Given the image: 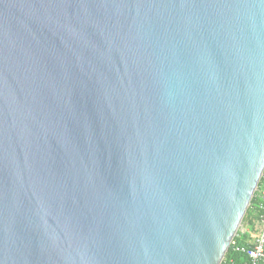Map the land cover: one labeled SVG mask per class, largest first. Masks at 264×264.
<instances>
[{"label":"water","instance_id":"1","mask_svg":"<svg viewBox=\"0 0 264 264\" xmlns=\"http://www.w3.org/2000/svg\"><path fill=\"white\" fill-rule=\"evenodd\" d=\"M264 172V0H0V264H222Z\"/></svg>","mask_w":264,"mask_h":264},{"label":"built area","instance_id":"2","mask_svg":"<svg viewBox=\"0 0 264 264\" xmlns=\"http://www.w3.org/2000/svg\"><path fill=\"white\" fill-rule=\"evenodd\" d=\"M255 199V208L258 213V222L254 230L242 226L238 233L240 237L249 235L253 231L254 238L249 240L247 246L242 247L239 251L244 254L248 261L246 264H264V172L253 196ZM238 235V234H237Z\"/></svg>","mask_w":264,"mask_h":264},{"label":"trees","instance_id":"3","mask_svg":"<svg viewBox=\"0 0 264 264\" xmlns=\"http://www.w3.org/2000/svg\"><path fill=\"white\" fill-rule=\"evenodd\" d=\"M257 222H258V213L256 212L255 199L253 198L251 201V204H250V206H249V208L245 214L242 225L243 226L249 225L250 228L252 230H254ZM249 240H250L249 235L244 236V237H240V235L238 233V235L233 240L232 245L228 249L222 264H246L248 259L239 250L242 247L250 244Z\"/></svg>","mask_w":264,"mask_h":264},{"label":"rangeland","instance_id":"4","mask_svg":"<svg viewBox=\"0 0 264 264\" xmlns=\"http://www.w3.org/2000/svg\"><path fill=\"white\" fill-rule=\"evenodd\" d=\"M241 228H242V226L240 227V229H241ZM254 234H255V233H254L253 231L250 233V240L254 238Z\"/></svg>","mask_w":264,"mask_h":264},{"label":"crops","instance_id":"5","mask_svg":"<svg viewBox=\"0 0 264 264\" xmlns=\"http://www.w3.org/2000/svg\"><path fill=\"white\" fill-rule=\"evenodd\" d=\"M247 227H248V228H250V226H249V225H247ZM250 229H251V228H250Z\"/></svg>","mask_w":264,"mask_h":264}]
</instances>
